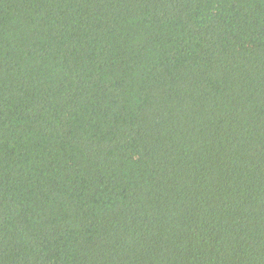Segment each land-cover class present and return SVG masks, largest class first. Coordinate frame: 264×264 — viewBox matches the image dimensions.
I'll return each instance as SVG.
<instances>
[{
	"label": "trees",
	"instance_id": "1",
	"mask_svg": "<svg viewBox=\"0 0 264 264\" xmlns=\"http://www.w3.org/2000/svg\"><path fill=\"white\" fill-rule=\"evenodd\" d=\"M0 264H264V0H0Z\"/></svg>",
	"mask_w": 264,
	"mask_h": 264
}]
</instances>
